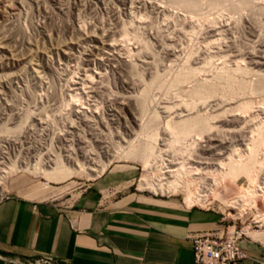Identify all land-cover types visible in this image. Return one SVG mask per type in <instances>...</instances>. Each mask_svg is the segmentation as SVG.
I'll return each mask as SVG.
<instances>
[{
	"label": "rangeland",
	"instance_id": "374dc122",
	"mask_svg": "<svg viewBox=\"0 0 264 264\" xmlns=\"http://www.w3.org/2000/svg\"><path fill=\"white\" fill-rule=\"evenodd\" d=\"M85 1L0 0V167L3 169L5 166L10 167L12 164L19 166L24 164L25 166L23 165L22 167H29L36 163L35 159L38 158L37 156H41L42 159L45 156L44 159H46H43L45 162L49 160L55 161L58 156L62 160L67 161L70 155L73 159H78L87 165H93L94 168L97 167V170L102 172L101 174L109 168L114 167L134 168L139 172L138 178L135 181V187H138L141 191H147L150 194L161 196L163 194H156L153 191L142 188L145 183V175L148 176L144 164L141 162L142 160L139 158H125V153L123 154L122 152L124 151L123 149L129 147L130 142L136 141L137 144L151 142L152 130L149 128L150 130H146L143 133L144 135L140 134V127L134 122L132 114L130 113L135 110L138 112V118L141 119V122L148 124L151 128H154V126L156 128L159 127L161 130L162 136L158 147L163 148L162 154L165 153L163 157H165L166 165H171L172 169H176L180 167L179 164L181 162L188 161L190 165L197 167L196 171H198L195 172L194 177H203L207 181L206 183L210 184L209 186L211 188L216 178H220L219 174L216 175V171L219 173V170H221L219 167H222L219 163L222 160L228 162L230 155L227 153H225L226 155L222 154L225 159L221 158L222 160H219L217 157H221V154L218 155L220 153L218 151H214L211 154L207 153L206 155L198 153L201 151L198 144L201 142V146L204 142L199 139L197 143L198 140L196 137L197 147L195 146L194 150L190 149L184 152L175 151L168 145L172 138L170 135L164 134L166 121L172 118L177 120L181 114L183 117L187 115L190 112L188 104L193 103V97L191 98V95H188L189 92L187 91V89L193 86L192 82L180 86L181 88H172L170 83L175 77V74L183 70L185 65H187L186 67H198L195 65L197 63L195 60L197 59L200 61L199 64L201 65L202 61L203 65L197 77L200 81L205 80V78H211L218 69L222 68L223 65V67H227L228 64L227 68L230 69H235L240 64L245 69L249 66L248 73L246 72L244 77L246 76V79L250 81L257 80L258 75L253 76L256 73L261 72L264 75V68L261 69L253 64L255 68L251 64V59L248 58L250 56L249 51L252 50L251 47L254 51L256 50L255 53L257 55L252 51L254 56H264V52H262V50L264 51V39L261 38L264 37V13L262 14L261 12L262 7L259 9L261 4L262 6L264 5V0H252L256 3L252 2V6L242 9L244 11H241V13L239 12L240 9L233 8V6H236L242 0H220V3L217 2L216 4L214 0L213 3H211L212 0H198V2L197 0H149L152 3L148 2V0L147 2L146 0H142L144 4L140 0H133L132 5L134 7L131 5L128 8L123 6L121 0ZM135 1L141 3L138 2V5ZM190 1H195L194 5L198 9L196 10L195 8L196 12L194 9H190L191 12L187 9L184 10L185 8L183 10L181 9V7L183 8L185 6V2ZM149 3L154 4L151 5ZM218 3L220 6L217 8ZM85 4L86 6H84ZM154 5L156 6L152 8ZM214 5L216 7H213ZM253 5L257 7L254 8ZM118 6L120 7L118 8ZM131 7L135 10L139 9L135 11ZM159 8H163L164 10L162 9L161 11ZM262 11L264 12V10ZM115 12H117V15L113 16ZM251 17L255 18L254 20L257 23H260L258 24L259 26L249 23L251 20L253 21ZM239 21L241 24L238 23ZM211 24L216 28L220 26V31L222 30L220 32L221 38L219 35L216 40H213L215 37L207 34V28H213ZM257 26L263 29L259 32L260 34H258L260 29L258 30ZM95 38H98V40ZM211 39L215 42L214 44H211ZM209 40L210 43L208 42ZM102 42L107 45L103 46L104 43ZM115 43L121 44L122 46ZM261 43L262 45H260ZM96 45L101 48L106 46V49H99L100 47H97L100 52L96 50ZM110 45H114L116 48L114 47V49ZM108 49L111 52L116 50L114 52L115 54H118L121 49L122 51L120 53L122 54L119 53V55H123L122 57L127 56V59L131 58L130 60L135 63V68L138 70L134 69L133 72H129L125 66H122L123 64L121 62L113 59H111L112 62L109 59H103L104 56L102 54L106 51L108 52ZM168 49H172L176 54L170 56ZM205 50L207 51L205 52ZM98 51L102 53V56H98ZM126 51L130 54L127 55ZM259 51L261 52L260 55L258 54ZM193 52L194 54L196 53L194 57ZM132 54L135 56H131ZM222 54L227 56L223 57ZM237 54L242 58H236L235 55L238 56ZM198 56L199 58L200 56L203 58H200V60L196 58ZM189 57L190 59L188 60ZM233 57L237 59V63ZM206 58H211L210 64L212 67L210 64L209 66L204 65ZM238 58L241 62H239ZM146 60L149 66L145 62ZM191 60L193 66H191ZM224 60L227 65L224 63ZM114 62L117 64L119 62L120 65H116ZM185 62L186 64L184 65ZM199 64L197 63V65ZM121 67L127 70H122ZM211 68H214L212 70L213 73L210 72ZM156 73L161 78L163 77L162 82L160 81V85L158 83L153 86L154 88L152 87L151 97L149 98L151 101L148 99L147 103L143 104L144 108L146 106L147 111L140 112L141 109L137 107V102L139 99L141 100L140 97L145 88V82H151L153 77L157 75ZM200 73L203 75L207 73V75H204V77ZM132 78L135 81L133 80L131 82L130 80ZM127 80L129 83L126 82ZM77 93H80L82 97L79 99L75 98L74 95ZM257 93L254 96L251 95L252 97L249 96L253 99L250 100L254 105L251 108L252 112L250 111L252 114L248 113V115H244L246 117L243 119H247L244 120V123L242 122L243 125L240 123H237L238 125L230 124L231 126L225 125L223 128L231 129L233 126L232 129L235 127L241 133L242 131L252 129L251 127H254L255 123H258L257 121L259 120L257 119L264 120L263 97L260 94L261 92L258 93V96ZM130 95L131 97L132 95L133 97L135 96V98L132 97L134 100ZM247 96H245L247 98L245 100H249ZM124 98H129L127 101L129 102L131 100L129 103L134 108L128 105V102L125 104L126 99ZM241 98H239L240 101L244 100V96H241ZM224 100H228L229 103L233 102V100L230 102V99ZM124 105H126L125 109ZM198 105L202 110L206 107L200 102ZM120 106L123 110H121L122 108ZM128 106H131L133 110ZM226 107L228 108V106ZM208 109H205L204 112L207 110L210 113L211 109L213 112L214 108ZM76 110H82L84 112L81 115H77L74 112ZM187 110L189 112H185ZM155 111L160 114L158 120L153 118ZM180 112H182L180 116L177 115ZM254 115L257 117L256 121L254 120ZM223 117H226V115ZM247 120L249 122L246 123L250 124V126L252 125L251 120H254V125L249 127V129L245 127L244 130L243 127ZM216 122L215 125H217ZM217 123L220 125V122ZM239 133L238 135L240 136H234L235 139L238 138L239 142L236 141L237 139L233 142V137L231 141L234 144L237 142L236 144L240 146L243 141L241 142V134ZM192 138L193 136L188 139L189 144L193 143ZM228 142L230 141L228 140ZM237 156L238 154H234L233 157L237 159L239 158ZM104 163L109 164V167L105 171H103L104 166L102 165ZM90 180L94 179L75 177L62 184H55L33 172H16L7 180L8 192L6 196L16 189L24 188L32 191L38 188L39 191L48 185H53L58 187V189L51 192L47 197L54 194V196L62 198H75L80 194L84 184ZM227 180H224L226 183L223 181L220 186L216 187L218 195L221 194L220 196H224L226 201L232 200V198L235 200L237 196L243 194V189L249 187L248 178L245 176H240L237 180ZM218 195L211 196L204 206L196 204L193 207L199 210H217L226 218L228 225L236 223L237 228L249 227L251 230H256L263 225L262 222L257 221L255 209L250 210L241 218H235L232 214L236 210L227 207L228 205L226 204V206L225 203L221 202ZM170 196H176L182 202H185L184 193L171 194ZM258 205L261 212L264 213V197L258 199ZM23 261L34 263V261ZM7 264L15 263L9 262Z\"/></svg>",
	"mask_w": 264,
	"mask_h": 264
},
{
	"label": "crops",
	"instance_id": "0c3cea01",
	"mask_svg": "<svg viewBox=\"0 0 264 264\" xmlns=\"http://www.w3.org/2000/svg\"><path fill=\"white\" fill-rule=\"evenodd\" d=\"M138 175L134 168H109L75 198L47 197L54 191L38 195V188L8 194L0 201V264L40 258L61 264H195V236L220 237L237 227L217 210L139 190ZM241 246L249 258L236 264H264V237L247 234Z\"/></svg>",
	"mask_w": 264,
	"mask_h": 264
},
{
	"label": "bare ground",
	"instance_id": "6f19581e",
	"mask_svg": "<svg viewBox=\"0 0 264 264\" xmlns=\"http://www.w3.org/2000/svg\"><path fill=\"white\" fill-rule=\"evenodd\" d=\"M81 1L86 2L85 0H81ZM121 1H122L121 3L123 4V6H125V8H128V6H131L133 4V0H121ZM140 1H142V0H140ZM143 1H145V0H143ZM186 1H188V0H186ZM214 1H216L215 2V4H216L220 0H218V1L217 0H214ZM214 1L212 0L211 3H213ZM84 2H83V4H84ZM135 2H137V4H138L139 1H135ZM146 2H147V0H146ZM148 2H151L152 3V1H149V0H148ZM194 2L195 1H190V2H187V3L185 2V6L183 8L181 7V9L183 10L185 8L184 10L187 9L190 12H191L192 9L195 10V8H196L195 6L196 5H194ZM197 2H198V0H197ZM237 2H239V1H237ZM252 2H253L252 0H249V1L248 0H242L240 3H238V4L236 3L237 5L236 6H233V8L235 7L236 9H240L239 12L241 13V11H244L242 9H245V8H248V7L250 8L252 6V4H251ZM80 3H82V2H80ZM139 3H141V2H139ZM151 3H149V4H151ZM219 3L217 4V8H218V6H220ZM253 3H256V2H253ZM258 3H260V2H258ZM86 4L84 6H86ZM91 4H93V3H91ZM143 4H144V2H143ZM145 4L147 5V3H145ZM153 4H151V5H153ZM135 5H136V3H135ZM159 5H161V4H159ZM256 5H253L254 8L257 7V6H259V5H257V6ZM132 6L134 7V5H132ZM155 6L156 5L152 6V8L155 7ZM263 6H262V4H261V6H259V9H261L260 7H262V9H261L262 14L264 13L262 11V10H264L263 9ZM92 7H94V6H92ZM119 7L120 6H118V8ZM133 7H131V8L134 9ZM162 7H163V5H162ZM213 7H216V6L214 5ZM131 8H129V9H131ZM254 8L252 7V9H254ZM159 9H161V8H159ZM159 9H158V11H159ZM162 9H161V11H162ZM119 10H121V9H119ZM125 10H127V9H125ZM134 10H132V11H134ZM137 10H135V11H137ZM166 10H167V8H166ZM194 10H193V12H194ZM196 10H198V9L196 8ZM196 10H195V12H196ZM129 11H131V10H129ZM169 11H171V10H169ZM252 11H255V10H252ZM132 13H134V12H132ZM197 13H199V12H197ZM114 15H117V12H115V14H113V16ZM240 15H242V14H240ZM254 17H255V15H254ZM243 18H242V20H243ZM251 18H250V20H251ZM252 19H253V21L252 20L250 21L248 19L250 21L249 22L250 24H253L255 26L258 25V24H260V23H257L256 20H254L255 18H252ZM256 19H258V18L256 17ZM115 20L118 21L117 19H115ZM214 21H215V19H214ZM240 21L238 23L241 24L242 21L241 22ZM257 21H259V20H257ZM117 23H119V21ZM212 26H213V28H211V27H209L210 29L207 28V30H208L207 32L208 33L206 31L205 32L207 34L211 35V37H215V39L213 38V40H216L217 36H219V35H220L219 37L221 38V33L220 32L222 30L220 31V28H219L220 26L219 27L217 26L218 28L214 27V25H212ZM258 26H257V28H258ZM257 28H256V31H257ZM260 28H258V30ZM262 28H263V26H262ZM254 29H255V27H254ZM261 30H263V29H260L258 31V34H260L259 32ZM192 33H193V31H192ZM255 33H257V32H255ZM192 35H194V34H192ZM209 35H207V36H209ZM255 35H257V34H255ZM259 37H261V36L259 35ZM261 38L264 39V37H261ZM96 40H98V38ZM96 40H94V41H96ZM213 40L211 41L212 42L211 44H214L215 43V42H213ZM257 41H260V40H257ZM263 41H261V42H263ZM208 42L210 43V40ZM217 42H220V41H217ZM102 43H104V42H102ZM115 44H117V43H115ZM221 44H223V42ZM104 45H107V44L104 43L103 46ZM114 45H110V46L112 48H114L116 46V45L115 46ZM117 45H121V44H117ZM219 45H220V43H219ZM260 45H262V43ZM209 46H211V45L209 44ZM209 46L207 45L208 49H209ZM222 46L224 47V44ZM222 46H219V47H222ZM225 46H227V45L225 44ZM97 47H98V45L95 46L96 50H99V49H104L106 46L104 48H101L99 46L100 47V48L98 47L99 49ZM166 48H168V47H166ZM229 48L231 49V47H229ZM122 49H124V48H122ZM164 49H165V47H164ZM251 49L252 50L249 51L250 52V56H248V58L251 59L250 61H252L251 64L252 65L254 64L256 67H259L261 69L264 68V56H254L253 54L256 52V50L254 51L252 47H251ZM110 50H111V48H110ZM110 50L108 52L106 51L104 54L100 53L101 51L99 50L100 52L98 51V56H102L103 55L104 56L103 59L106 58V59H109L110 61H111V59H113V60H117V61L121 62V64H123L122 66H125L128 69L129 72H133L134 69H136L135 68V63H133L130 60L131 58H128L127 59L126 58L127 56H124L125 57L124 58V57H122L123 55L122 56L119 55V53L122 51L121 49L119 50L120 52H118V54L117 53L116 54L114 53V52H116V50L115 51L113 50L114 52H111ZM93 51H91V52H93ZM206 51L207 50H205V52ZM109 52H111V53H109ZM196 52H199V51H196ZM262 52H264V51L262 50ZM126 53H127V55L130 54L127 51H126ZM260 53L261 52L259 51L258 54L260 55ZM92 54H94V53H92ZM120 54H122V53H120ZM168 54L171 56V55H175L176 53H174V51L172 49H168ZM133 55L134 54H132L131 56H133ZM194 55H196V53L194 54V52H193V57H194ZM210 55H209V57H210ZM255 55H257V54L255 53ZM261 55H263V54H261ZM94 56H97V55H94ZM224 56H227V55H223V57ZM232 56H234V55H232ZM235 57L237 58V57H241V56H239V55L236 56L235 55ZM196 58H199V56L196 57ZM200 58L202 59L203 57L200 56ZM236 58L233 57V59L236 60V63H237L238 61H237ZM138 59H140V58H138ZM189 59H190V57L188 58V60ZM133 60H134V58H133ZM210 60H211V58L210 59L209 58H206L204 60L205 61L204 62L205 64L204 63L203 64L209 66V64L211 62ZM238 60H239V62H241L239 58H238ZM195 61L198 64L200 62L198 59L195 60ZM119 62H118V64L120 65ZM145 62L147 63V65L149 64L147 62V60ZM191 62H192V60H191ZM191 62L189 61L190 64H191ZM150 63H151V61H150ZM189 63H188V65H189ZM197 63L195 65L198 66V67L201 66L200 68L193 66V62H192V65H191L193 67H189V66L186 67L187 65H185L186 64V62H185L184 63L185 68H183V66H182L183 70H181L180 72H178L177 74H175V77L172 79V81L170 80L171 81L170 84L172 85L171 86L172 88L180 87V86H182L184 84H187V83H191L192 82L193 83V86L191 88L187 89V91L189 92L188 95L190 94L191 95V98L193 97L192 98L193 103H191V104H188L187 103L188 104L189 111H190V112L188 110L185 111V112H189L187 115H185L183 117L182 114H181L182 112H180L179 114H177L179 116L181 114V116H182V117L180 116L179 119L175 120L174 118L171 117L172 118L171 120L166 121V126H165L166 128L164 130V134L171 136V138H172V140L170 142L171 145L170 144H168V145L171 146L175 151L178 150V151H183L184 152V151H186V150L188 151L190 149L191 150H194L196 144L199 142V139H200L205 144L203 143V144H201V146H200V143L201 142L198 144L199 145L198 147L201 148V151L198 152V153H203V154L206 155L207 153H210L211 154L214 151H218V152H220V153H218V155L221 154L220 155L221 157H217L216 155H215V157L219 158V160L221 158L222 159H225V157H223L222 154L227 153L228 155H230V158L228 159V162H225V161H223L221 159L222 162L219 163V165H221L222 167H219V168H221V170H219V173H217V171H216V175L219 174V176H220L221 179L220 178L217 179L218 177L216 176L217 178H216V180L214 182V185H212L213 187L211 186V188H210V186H209L210 184L206 183L207 181H205V179H203V177H194L195 172L198 171V170L196 171V168L197 167H193L192 165H190V163L188 161L181 162L179 164L180 167H178L176 169H172L171 165L170 166L168 164L166 165L165 159H164L165 157H163V155L165 153L162 154L163 153V148H161V147L159 148L158 147L159 146L160 138L162 136L161 130L159 129V127L156 128L153 125L154 128H151L148 124H145L144 122H141V119L138 118V112L135 111V110H134V112L132 111L134 107L132 106L131 103H129L131 100L129 102L127 101V100H129V98L128 99L127 98H124V99H126V101L125 100H123V101H125V104L128 102L129 103L128 105H131L133 107L132 108L131 106H128V107L132 108V110L131 109L130 110L133 113L130 112V111L129 112L132 114V118H133L134 122L138 125V127H140L139 128L140 129V132H141L140 134L144 135L143 133H145L146 130H150V129L152 130L151 131V133H152L151 134V142H145L146 144H141V143L140 144H137L136 141L135 142H130L129 141L130 142L129 143V147L127 149H123L122 148L124 150L122 152H123V154L125 153V155H124L125 158L126 157L127 158H139V159L142 160L141 162H143L144 167H145V170L148 173V176L145 175L146 176L145 177V183L142 186V188L144 190L148 189L150 191H153L156 194H160L161 193L163 195H171V194L184 193L185 194V202L189 206H194L196 204L197 205L200 204V205L204 206L205 203H206V201L208 199H210L211 196L214 197V196H217L218 195V192L216 190V187L220 186V184H222L224 180L225 181H226V179H228L227 181H229V179L230 180L231 179L237 180L240 176L247 177L248 178V181H249V187L247 189H243V194L241 196H237V198L235 200L232 198V200L226 201L224 199L225 198L224 196L223 197L220 196L221 194L219 192L220 195H218V197L221 199V202L225 203V205L226 204L228 205V206L226 205L227 207H229L230 209H235L236 210V212L232 214L235 218H238V217L241 218V217H243V215H245L250 210L255 209L256 210V214H255L256 215V219H257V221L262 222L263 223L262 226L264 227V213L261 212V210L259 209V205H258V199L261 198V197H264V120L261 121L262 119L261 120L260 119H257V120H259V121H257L258 123H255V126L254 127H251V126L254 125L253 124V121L254 120L256 121V118H257L254 115L253 117H255V119L254 120H251L252 121V125L251 126H250V124H248L246 122H249V120L252 119V118H250L249 120L245 121V125L247 124L246 126L245 125H244V127L242 126L243 129L245 127L247 129H249V127H251L252 129H249L250 131L249 130L248 131H242L241 133H239L240 130L239 131H238V129L236 130L235 127H234V129H232L233 126H232L231 129H228L226 127L223 128L225 125L226 126H229L230 124H235L236 125L237 123L238 124L239 123L242 124V122L244 123V120L247 119V118L246 119H243L244 117H246L244 115H246V114L248 115V113H251L252 112V109L251 108L254 105L253 102L250 100L252 98H250L249 96H251V95L254 96L257 92L258 93L261 92L260 94L263 97V101L262 100L261 101L263 102L262 104H264V75L261 74V72L257 71L259 73L258 74L256 73V74L253 75V76H255V75L257 76L258 75V78H256L257 79L256 81L247 80L246 79V76L244 77V74L248 71V67L249 66L248 67L245 66V67H247L245 69V68H243L244 66L241 67V64L238 65L239 64L238 63L237 64L238 66H236V64H235V66H236L235 69H230V68H227L229 64L227 65L226 61L224 60V63L227 65V67H223L224 66L223 65L222 68L218 69V71L216 73H214V75L211 74V75H213L211 78L210 77H209V79H206L205 78V80L200 81L197 77H198L199 72H201V68H202L203 65H202V61H201V65L200 64L197 65ZM115 64L118 65L117 63H115ZM151 64H153V63H151ZM154 65H155V63H154ZM210 66L212 67L211 64H210ZM126 68H124V69L127 70ZM206 68H208V67H206ZM121 69H122V67H121ZM124 69H122V70H124ZM213 69L211 68V71H210L211 73H213L212 72ZM216 69H215V71H216ZM249 69H251V68H249ZM136 70H138V69H136ZM208 70H210V69H208ZM263 71H264V69H263ZM210 72H209V74H210ZM152 73H154V72H152ZM250 73H252V72L250 71ZM156 74L157 75H155L153 77V79H152L151 82H149V83H146L145 82V88H144V90L141 93V97L139 96L141 98V100L139 99L138 102L136 101L137 104L139 105V106L137 105V107H139V109H141L140 112L147 111L146 106L144 108V105L143 104L147 103L148 99L151 97V89H152V87L155 86V85H157L163 79V77L161 78V76L158 75V73H156ZM201 75L202 76H204V75L206 76L207 73L204 74V75L203 74H201ZM200 78H202V77H200ZM128 80L126 82L129 83ZM133 80L134 79L132 78L130 81L132 82ZM159 85H160V83H159ZM190 86H191V84H190ZM132 90H134V89H132ZM258 93H257V96H258ZM246 95H248L247 97L249 98V100H245V99H247V98H245ZM241 96H244V100H241L240 101L239 98H241ZM257 96H255V97H257ZM74 97L77 98V99H79V98L82 97V95L80 96V93L79 94L77 93V94L74 95ZM126 97H128V96H126ZM130 97H131V95H130ZM132 97H133V95H132ZM133 98H135V96ZM224 99H230V102H231V100H233V102L235 101L234 102V105H233V102L232 103H229L228 100H224ZM192 100H191V102H192ZM149 101H151V99H149ZM199 102L202 103V105L204 107L206 106L205 108H203L204 110L205 109H208V108H214L213 109V112H212V109H211V112L210 113H208L207 110L204 112V110H202L201 108H199L200 107L199 106L200 104L198 105ZM133 103L135 104V102H133ZM122 104H124V103H122ZM230 104H232L233 106L232 105L229 106ZM125 106L126 105H124V109H125ZM185 106H187V105H185ZM226 106H228V108ZM121 110H123V108ZM126 110H127V107H126ZM208 110H210V109H208ZM173 111H175V110H173ZM192 111H193V113H192ZM74 112L77 115H81L84 111L82 112V110H76ZM135 114H137L136 115L137 117L135 116ZM159 115L160 114L155 111L154 112V116L153 115L152 116H153V118L155 120H158L159 119ZM225 115H226V117H223ZM249 117H252V116H249ZM175 118H177V117H175ZM219 118H220V120H218ZM215 120L216 121L218 120L217 122H220V125ZM215 122H216L217 125H215ZM239 127H241V126L239 125ZM238 133L241 134V142L243 141L242 144L240 143L241 144L240 146H239V144H236L237 142H239L238 138H236L237 140L234 138V136L235 135L237 136ZM146 135H147V133H146ZM191 136H193V138H192L193 139V143L191 142L192 144H189L188 139H190ZM238 136H240V135H238ZM195 137L197 138L198 141L195 139ZM232 137L234 138V139H232L233 142H234V140L237 141V142H235V144L231 141V138ZM219 139H221V140H219ZM228 140L230 142H228ZM196 141H197V143H196ZM222 151H224V152H222ZM234 154H238L237 157H239V158L236 159L235 157H233ZM41 155H43V154H41ZM210 156H212V155H210ZM37 157L38 158L35 159L36 163L34 165H30L29 167H22L24 164L22 166H19V165H16V164H12V165L10 164L11 165L10 167L5 166V168H3V169L0 167L2 169V170L0 169V201L6 196V194L8 192L7 191L8 190L7 189V180L11 177V175H13L16 172L17 173L18 172H26V171L33 172L34 174H36L38 176H42L45 179H47L49 182L55 183V184H62V183L66 182V181H68V180H70L72 178H75V177H87V178H91V179H96L102 173L101 171H98L97 170V167L94 168L93 165H87L86 163H82L78 159H73V157L72 156L70 157V155H69V159L67 161L62 160L61 158H59V156L56 158L55 161L54 160H49L47 162L44 161L46 159V158L44 159L45 156L43 157L44 160L42 159L41 156H37ZM121 158H122V155H121ZM102 165L104 166L103 171H105L109 167V164L108 163L107 164L104 163ZM31 170H33V171H31ZM193 170H194V174H193ZM213 174H214V172H213ZM56 189H58V187L53 186V185H48L46 188L40 189L38 191L39 192L38 195H45V194H47V193H49L51 191H55ZM245 231H246V233L248 235H251L252 237L256 238L257 240L259 238L261 239V238L264 237V232H262V231L261 232H258V230L257 231L251 230L249 227L245 228ZM12 263H15V264H35V263L22 262V261H14Z\"/></svg>",
	"mask_w": 264,
	"mask_h": 264
},
{
	"label": "built area",
	"instance_id": "2783aa9c",
	"mask_svg": "<svg viewBox=\"0 0 264 264\" xmlns=\"http://www.w3.org/2000/svg\"><path fill=\"white\" fill-rule=\"evenodd\" d=\"M261 227V226H260ZM247 235L245 228L234 227L226 235H197L192 240L195 264H236L249 258L241 240ZM35 264H61L51 258H40Z\"/></svg>",
	"mask_w": 264,
	"mask_h": 264
}]
</instances>
